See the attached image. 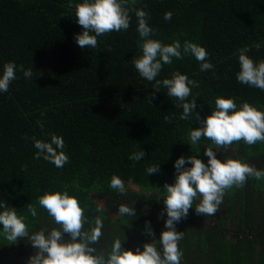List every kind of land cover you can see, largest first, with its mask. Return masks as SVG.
Segmentation results:
<instances>
[{"label": "trees", "instance_id": "obj_1", "mask_svg": "<svg viewBox=\"0 0 264 264\" xmlns=\"http://www.w3.org/2000/svg\"><path fill=\"white\" fill-rule=\"evenodd\" d=\"M80 2L0 0V73L10 61L34 71L32 79L17 71L8 91L0 92V201L18 215H27L28 204L36 206L38 216L26 221L30 232L51 230L58 225L38 205V197L67 190L85 209V229L94 217L103 219L98 251L107 252L118 237L125 238L124 250L143 251L145 243L159 241L166 230L163 186L175 182L174 162L190 155L208 162L204 148L211 142L193 145L189 134L211 114L215 98L231 97L238 107L247 102L264 111V91L236 79L240 49L249 47L250 58L264 60V0H129L130 7L148 14L156 30L153 39L189 41L209 53L214 71L201 72L194 57H185L165 65L157 77L170 78L178 71L198 82L192 95L200 121L180 120L178 101L163 87L153 89L154 81L135 70L132 60L141 54L142 42L135 11L127 31L98 37L97 49L80 48L75 42L82 32L75 19ZM166 12L172 13L167 21ZM49 133L64 140L69 163L63 168L34 159L31 137L48 140ZM139 150L144 158L130 160ZM216 156L264 170V143H234ZM154 164L159 171L147 175L146 168ZM113 175L123 181L124 195L109 187ZM121 204L132 206L136 215L121 216ZM175 229L184 232L181 264H264V180L249 178L244 187L227 190L214 216L198 215L193 206ZM34 251L26 239L8 244L0 236V264H27Z\"/></svg>", "mask_w": 264, "mask_h": 264}, {"label": "clouds", "instance_id": "obj_2", "mask_svg": "<svg viewBox=\"0 0 264 264\" xmlns=\"http://www.w3.org/2000/svg\"><path fill=\"white\" fill-rule=\"evenodd\" d=\"M134 3V0H133ZM135 11L137 32L141 38L139 44L141 54L133 58L132 63L139 76L148 82H153V89L159 91L167 89V95L182 108L179 119L191 121L200 116L194 113L196 108L192 89L199 87L197 81L187 75L174 72L170 78L157 79L165 65H172L174 59L182 60L185 57H194L200 64V71H214V65L208 62L207 50L193 42L185 41L181 45L179 40L165 44L153 39L155 31L148 23V14L143 9H134L129 6V0H82L75 5V19L82 32L75 35V42L80 48L97 49L98 37L111 32L127 31L131 24L130 12ZM171 12L164 14V19L170 20ZM256 49L260 44L254 45ZM251 48L239 50V71L236 79L242 84L264 91V60L254 61L247 55ZM22 72L26 79H32V68L25 69L15 62L3 64L0 73V92H7L9 85L15 80L16 72ZM149 98V102H150ZM215 108L211 114L204 117L201 127L191 129L190 141L196 145L202 139L211 142V146L204 148V155L208 158L207 164L196 158L195 155L179 157L174 162L177 176L174 184H165L166 195L163 203L167 218L164 220L165 231L160 234L159 241L153 240L143 245V251L124 250L122 241L115 238L110 249L105 252L95 247L103 236L104 221L101 217H94L92 226L85 229V209L77 198L70 196L68 191L45 192L38 197V205L52 217L58 227L51 230L41 228L30 232L26 223L28 217L38 216L36 206L27 205V215H18L15 208L0 201V236L8 244H16L21 238L26 239L35 250L28 258L27 264H181L183 252L179 242L184 232H178L175 225L187 218L189 210L195 206L198 215L214 216L223 203L227 190L242 188L249 178L256 181L264 180V170L242 162L238 159H217L216 151L227 150L234 143L243 142L248 146L264 143V111L259 110L247 102H241L238 107L234 98H215ZM171 117L165 116V122H171ZM43 129V124L38 122ZM33 140L36 149L34 159H44L57 168H63L69 163L65 152V143L62 136L49 133L48 140ZM216 149V150H214ZM142 150L133 152L129 159L137 162L144 158ZM190 163L191 167H185ZM147 175L159 171L158 164L146 168ZM110 188L125 194L123 181L116 175L110 180ZM121 216L134 217L132 206L121 204L118 207ZM163 215V213L161 214ZM147 224V222H146ZM148 235H153L150 228H146ZM64 233L70 239L65 240ZM158 245L161 250H158Z\"/></svg>", "mask_w": 264, "mask_h": 264}, {"label": "rangeland", "instance_id": "obj_3", "mask_svg": "<svg viewBox=\"0 0 264 264\" xmlns=\"http://www.w3.org/2000/svg\"><path fill=\"white\" fill-rule=\"evenodd\" d=\"M100 207L103 209V205H102V204L100 205ZM228 240H229V241H231V239H230V238H228Z\"/></svg>", "mask_w": 264, "mask_h": 264}]
</instances>
